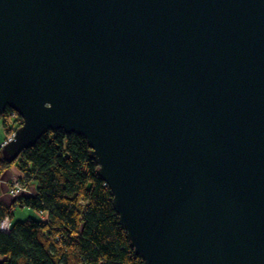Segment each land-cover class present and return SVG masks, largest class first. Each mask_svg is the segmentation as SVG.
<instances>
[{
    "label": "water",
    "instance_id": "95a60500",
    "mask_svg": "<svg viewBox=\"0 0 264 264\" xmlns=\"http://www.w3.org/2000/svg\"><path fill=\"white\" fill-rule=\"evenodd\" d=\"M10 162L83 135L145 264H264V0H0Z\"/></svg>",
    "mask_w": 264,
    "mask_h": 264
},
{
    "label": "trees",
    "instance_id": "16d2710c",
    "mask_svg": "<svg viewBox=\"0 0 264 264\" xmlns=\"http://www.w3.org/2000/svg\"><path fill=\"white\" fill-rule=\"evenodd\" d=\"M13 112L7 108L0 114L8 134L23 123L17 113L11 117ZM90 152L83 135L64 130L46 133L12 162L0 147V171L16 165L20 183L36 187L33 195L22 191L13 207L0 203V264H145L130 244L113 193ZM16 207L47 216L10 227Z\"/></svg>",
    "mask_w": 264,
    "mask_h": 264
},
{
    "label": "crops",
    "instance_id": "0c3cea01",
    "mask_svg": "<svg viewBox=\"0 0 264 264\" xmlns=\"http://www.w3.org/2000/svg\"><path fill=\"white\" fill-rule=\"evenodd\" d=\"M5 134V129L0 123V146L6 139ZM16 177L19 179L21 178V172L16 165L4 171H0V203L8 207H13L16 200L15 197H13L10 193V186L12 183L11 181ZM23 185L25 186V184ZM35 188L36 187L32 182L29 184L27 183V187L24 192L25 194L33 195L35 194ZM46 216L47 215L45 213L42 214L27 207H16L14 210V218L12 220L9 219L7 223L10 227H12L13 224L18 221H25L28 218L43 219Z\"/></svg>",
    "mask_w": 264,
    "mask_h": 264
},
{
    "label": "built area",
    "instance_id": "2783aa9c",
    "mask_svg": "<svg viewBox=\"0 0 264 264\" xmlns=\"http://www.w3.org/2000/svg\"><path fill=\"white\" fill-rule=\"evenodd\" d=\"M16 114V112H13L11 117H14ZM15 133V132H14ZM13 133V135H14ZM13 135L9 136L3 143H2V146L7 143L10 139H12ZM11 186H10V193L13 197L15 198H18L19 195L21 194L22 191H25L26 190V187L20 183L19 179L16 177V178H13L12 181H11ZM9 227V226H7Z\"/></svg>",
    "mask_w": 264,
    "mask_h": 264
},
{
    "label": "rangeland",
    "instance_id": "374dc122",
    "mask_svg": "<svg viewBox=\"0 0 264 264\" xmlns=\"http://www.w3.org/2000/svg\"><path fill=\"white\" fill-rule=\"evenodd\" d=\"M13 127H14V125H13ZM14 128H15V127H14ZM11 131H12V130H11ZM5 133H6V134H5V135H6L5 138L7 139L10 135L12 136L14 132H13L12 134H8V133L5 131ZM6 139H5V140H6ZM0 147H2V145H1Z\"/></svg>",
    "mask_w": 264,
    "mask_h": 264
}]
</instances>
